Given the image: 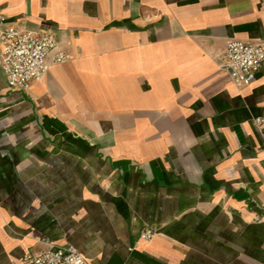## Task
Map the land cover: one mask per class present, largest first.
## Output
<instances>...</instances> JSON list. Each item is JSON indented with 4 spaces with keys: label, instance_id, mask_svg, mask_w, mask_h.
<instances>
[{
    "label": "crops",
    "instance_id": "crops-1",
    "mask_svg": "<svg viewBox=\"0 0 264 264\" xmlns=\"http://www.w3.org/2000/svg\"><path fill=\"white\" fill-rule=\"evenodd\" d=\"M0 12L68 55L28 89L0 66V264L50 244L92 264H264V65L238 87L219 64L231 37L264 39V0Z\"/></svg>",
    "mask_w": 264,
    "mask_h": 264
},
{
    "label": "built area",
    "instance_id": "built-area-1",
    "mask_svg": "<svg viewBox=\"0 0 264 264\" xmlns=\"http://www.w3.org/2000/svg\"><path fill=\"white\" fill-rule=\"evenodd\" d=\"M67 59V53L59 48L53 34L8 22L0 12V66L9 87L28 89L45 77L52 64ZM219 64L236 86H249L264 65V39L231 37L219 55ZM255 121L264 123V117H256ZM155 234L151 226H145L140 239L148 241ZM24 259L34 264H92L72 244H50L45 249L27 253Z\"/></svg>",
    "mask_w": 264,
    "mask_h": 264
}]
</instances>
